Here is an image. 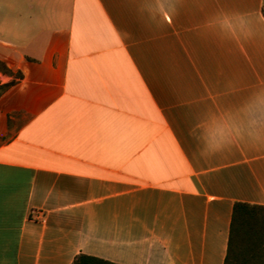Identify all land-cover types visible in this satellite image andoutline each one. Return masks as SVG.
<instances>
[{
    "label": "crops",
    "instance_id": "1",
    "mask_svg": "<svg viewBox=\"0 0 264 264\" xmlns=\"http://www.w3.org/2000/svg\"><path fill=\"white\" fill-rule=\"evenodd\" d=\"M262 1L0 0V264L224 263L264 205Z\"/></svg>",
    "mask_w": 264,
    "mask_h": 264
},
{
    "label": "trees",
    "instance_id": "2",
    "mask_svg": "<svg viewBox=\"0 0 264 264\" xmlns=\"http://www.w3.org/2000/svg\"><path fill=\"white\" fill-rule=\"evenodd\" d=\"M0 70L9 74L12 72V69L1 59ZM16 72L17 77H21V71ZM12 83L13 80L1 83L0 94ZM70 264L118 263L81 252ZM223 264H264V205L241 200L234 202Z\"/></svg>",
    "mask_w": 264,
    "mask_h": 264
},
{
    "label": "rangeland",
    "instance_id": "3",
    "mask_svg": "<svg viewBox=\"0 0 264 264\" xmlns=\"http://www.w3.org/2000/svg\"><path fill=\"white\" fill-rule=\"evenodd\" d=\"M262 9H263V12H264V0L262 1ZM6 72H3L0 70V84L3 83V82H6V81H9V80H15L16 77H17V72L16 70H12V72L9 74V73H6L9 75V77L5 74Z\"/></svg>",
    "mask_w": 264,
    "mask_h": 264
}]
</instances>
